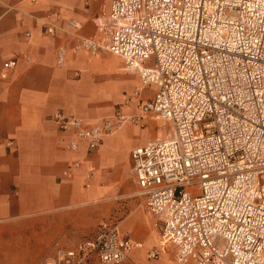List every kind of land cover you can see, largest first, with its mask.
Here are the masks:
<instances>
[{
  "label": "built area",
  "instance_id": "1",
  "mask_svg": "<svg viewBox=\"0 0 264 264\" xmlns=\"http://www.w3.org/2000/svg\"><path fill=\"white\" fill-rule=\"evenodd\" d=\"M104 27L108 40L78 35L74 49L123 57L142 86L100 123L55 112L60 129L72 134L69 148L96 149L127 123L164 120L171 133L131 150L140 194L162 237L148 257L171 246L177 263L264 264V0H111ZM67 53L60 45L58 66ZM144 86L156 88L149 99ZM136 246L102 222L58 259L116 262Z\"/></svg>",
  "mask_w": 264,
  "mask_h": 264
},
{
  "label": "crops",
  "instance_id": "2",
  "mask_svg": "<svg viewBox=\"0 0 264 264\" xmlns=\"http://www.w3.org/2000/svg\"><path fill=\"white\" fill-rule=\"evenodd\" d=\"M110 7L111 0H0V264H59L61 250L78 248L102 222L140 246L124 260L93 256L80 264L193 261L148 257L162 237L140 194L131 150L164 136L156 119L139 126L151 133L140 144L127 134L136 125L127 123L98 148L83 143L76 151L69 148L71 132L53 119L62 111L100 123L142 86L123 57L74 49L78 35L108 40ZM49 24L56 27L53 34L46 31ZM63 44L68 53L58 66ZM11 59L16 66L6 67ZM155 89L144 86L142 97L151 98ZM75 160L82 165L74 167Z\"/></svg>",
  "mask_w": 264,
  "mask_h": 264
},
{
  "label": "rangeland",
  "instance_id": "3",
  "mask_svg": "<svg viewBox=\"0 0 264 264\" xmlns=\"http://www.w3.org/2000/svg\"><path fill=\"white\" fill-rule=\"evenodd\" d=\"M150 118L156 119L153 121H157L159 123L156 128L159 129L160 133H162L164 135L168 134L167 132L171 133V128H163L162 123L164 120L158 119L156 117H149L148 119H150ZM169 125H170V123H169ZM147 126H148V123L143 128H147ZM127 134L133 139L132 140L133 142H135L136 144H140L141 142H143L144 140L149 138L151 133H150V130L139 128V125L138 126L136 125V127H127ZM159 245H160V242L158 243L157 246H159ZM221 246L224 248V241L222 242ZM53 255H54V257L56 256V251H54ZM163 257H165L166 259L168 257H170L171 259H173V261L175 260L173 249L171 246L166 247V252L163 253ZM188 264H196V263L194 261H190Z\"/></svg>",
  "mask_w": 264,
  "mask_h": 264
},
{
  "label": "bare ground",
  "instance_id": "4",
  "mask_svg": "<svg viewBox=\"0 0 264 264\" xmlns=\"http://www.w3.org/2000/svg\"><path fill=\"white\" fill-rule=\"evenodd\" d=\"M165 130V129H164ZM163 131V130H162ZM167 133H169V132H167ZM145 135V134H144ZM141 137V136H140Z\"/></svg>",
  "mask_w": 264,
  "mask_h": 264
}]
</instances>
